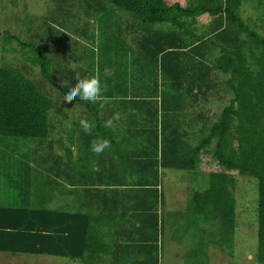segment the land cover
Masks as SVG:
<instances>
[{"label":"trees","instance_id":"obj_1","mask_svg":"<svg viewBox=\"0 0 264 264\" xmlns=\"http://www.w3.org/2000/svg\"><path fill=\"white\" fill-rule=\"evenodd\" d=\"M106 1L114 7L131 13L132 16L128 14L127 16H131L133 23L140 28V38L136 36V40L139 39L138 45L132 51L134 55L142 54L141 50L146 47L145 43L152 42L155 47L151 51L156 55H151V58L157 57L161 63L165 58V69L170 79L174 80V86L169 84L168 87L174 90L175 87L178 88L174 103L180 101L181 96L184 95L188 99V104H191L189 98L196 100L197 95L201 93V87L208 86L206 70H198L191 75L184 72V75L179 78L186 79L185 85L175 82V63L177 67L179 60L187 56L182 51L181 35L188 34L201 40L202 34L195 35L189 26L204 14L214 21H219L222 16H225L230 24L235 26V30L227 29L228 31L221 35L222 39L234 42L233 51L221 47L219 55L213 62V69L226 75L225 85L232 97L228 105L222 108L219 118L209 127H207V118L197 144L190 147L187 154L181 158L184 167L193 169L199 161V154L204 152L224 170L212 171L207 175L205 189L200 193H194L188 200L190 215H187V218L190 221L189 226L195 225L198 228L199 224L201 226L205 224L207 229L216 228L208 230V233L216 234L219 244L222 247H228L233 242L236 225L235 198L231 191L234 177L230 171H237L241 176L255 177L258 180L256 260L264 264V34L257 30L255 25L247 24L238 15L236 6H225L217 0H197L195 4L186 5L168 0ZM240 2L242 0H238L235 5ZM255 7L259 8L258 17L264 25V0H257ZM109 11L114 13L115 8ZM109 19V16L106 19L101 18L99 14L98 21L103 27ZM118 23H121L119 32L122 35L124 26L120 18ZM170 24L171 27H169ZM224 29L225 27L222 30ZM99 30L102 33L105 28H99ZM100 32L95 39H102L106 47L98 53L99 56L110 49L111 42L108 38L112 36L105 31L104 35L100 36ZM228 33H230L229 37ZM122 37V43L126 45V40L123 35ZM91 39H94V35H91ZM29 46L36 53L35 61L39 66L42 82L52 87L56 86L51 74L49 57L40 48L34 45ZM193 51L199 53L197 48ZM134 55L132 57L137 59L135 62L137 64L142 56ZM111 57L105 58L106 64L112 62ZM97 60L99 61L100 57ZM139 67L141 68V65ZM139 67L137 66L136 69L141 72ZM194 68L189 67L187 70L192 72ZM188 78H190L189 81H187ZM152 83L149 91L141 93L143 100L150 101L152 86L159 88L158 82L152 81ZM58 89L62 95L66 93L65 88ZM41 90L18 68L6 63L0 66V135L33 139L47 136V121L54 115L52 107L54 108L55 104L53 94L48 93L49 90L46 92L43 86ZM155 92L154 90L153 93ZM174 95L175 92L172 91V99ZM189 95L191 97H188ZM79 101L80 105H85L97 117L95 106L99 105L97 100L90 102L79 98ZM108 133L112 135L111 132ZM110 142L113 150H116L118 144L113 139ZM165 142L164 144L167 145ZM163 149L167 150L165 146ZM117 157L120 156L117 155ZM166 159L167 157H164V160ZM123 160L122 157L120 163ZM151 173L153 177H156V169L151 168ZM136 176L139 177L136 182L138 185L152 191L150 187L153 182L148 175L137 173ZM122 193H125L126 198L131 197L129 191ZM21 194L19 192L16 196L9 198L13 203L15 200L21 201L23 199ZM12 202L0 205V252L52 255L76 260L80 264H94L95 254L101 249L107 250L109 244L103 242V238L93 229L95 219L93 215L84 211H56L30 207L27 206L28 202L19 204H12ZM116 204L117 198L111 202V206L114 207ZM133 204L134 208L128 205L130 208L125 210V213L131 210L132 216L127 214L129 217L143 219L150 215L147 208L140 210L137 202ZM154 241L156 242L157 239ZM136 242H141L143 251L148 252L143 254L142 264H152L149 250L157 243L153 244L150 240L144 239L136 240Z\"/></svg>","mask_w":264,"mask_h":264},{"label":"crops","instance_id":"obj_2","mask_svg":"<svg viewBox=\"0 0 264 264\" xmlns=\"http://www.w3.org/2000/svg\"><path fill=\"white\" fill-rule=\"evenodd\" d=\"M123 28L122 35L129 49L124 70L117 72L102 66L100 60L95 64V58L88 70L59 67L56 88L67 91L79 79L98 76L102 92L97 99L99 105H95L97 117L85 105H80L79 97L67 101L71 105H54L55 117L47 121L46 136L51 133L54 137L53 150L47 155L53 157V160L47 159L54 167V196H44L47 204L42 208L84 211L95 217L93 229L109 245L107 250L101 249L95 254L94 264H142L143 254L148 252L143 251L141 242H136L139 239L157 243L149 250L152 264H216L217 254L223 253L222 246L208 247L207 226H189L187 215H190L188 200L205 189L207 175L221 171L220 167L215 161L217 170L202 171V156L207 155L204 152L199 154L193 169L184 167L181 160L203 132L207 105H184L183 108L135 105V100L142 101L141 93L149 91L153 83L143 80L142 72L136 69L137 59L132 57L140 28L133 21L124 23ZM170 85L174 86V80ZM175 117L183 121L179 131L175 129ZM82 120L93 125L91 132L83 130ZM50 126H54L53 131ZM111 139L118 144L116 150ZM97 140L109 141L110 147L101 153L92 151ZM39 144L38 153L43 152L44 146ZM122 157L124 160L120 163ZM151 168L156 169V177ZM137 173L148 175L153 182L152 191L136 183ZM123 191H129L132 198H126ZM116 198L117 204L112 207L111 202ZM134 202L140 210L147 208L150 215L143 219L129 217L131 210H128L129 216L125 210L134 208ZM189 237L194 239L191 245L187 242ZM208 254L213 256L208 258ZM71 262L80 264L76 260Z\"/></svg>","mask_w":264,"mask_h":264},{"label":"rangeland","instance_id":"obj_3","mask_svg":"<svg viewBox=\"0 0 264 264\" xmlns=\"http://www.w3.org/2000/svg\"><path fill=\"white\" fill-rule=\"evenodd\" d=\"M168 1H178L186 5L195 4L197 0ZM237 1L217 0L225 6H236L238 15L247 24L255 25L256 29L264 34V25L261 24L260 17H258L259 8L255 7L257 0H242L238 5H235ZM112 8H115L114 13L109 11ZM99 14L101 18L106 19L108 16L110 18L105 27L98 21ZM124 14L132 16L128 11L114 7L106 0H0V66L6 63L18 68L40 90L42 86L46 92L49 90L48 93L53 94L55 105H71V102L63 99V95L59 93L56 86L52 87L50 84L42 82L39 66L35 61L36 53L31 50L29 45L40 48L49 57L51 74L55 81L59 67L70 69L76 65L75 68L72 67L74 70L90 69L93 59L95 58L96 64L98 57H100L102 66L108 65L110 69L119 72L121 69L124 70L129 49L122 43L123 37L119 32L121 23H118V18H120L122 26L124 23L133 21L131 16L121 18V15ZM224 27L225 29L222 30ZM99 28H105L104 31L112 35L108 38L111 42L110 49L105 50L101 56L98 53L102 52L106 46L102 39H95L100 32ZM189 28L195 35L202 34V39L199 40L188 34L181 35L182 51L187 56L179 60L177 67L175 63V82L185 85L186 79L179 78L184 75V72L191 75L198 70H206L208 86L201 87V93L197 95L196 100L189 98L191 104H188V99L184 95L181 96L180 101L174 103L178 88L175 87L174 90V88L168 87L171 79L165 69V58L162 63L157 57L159 61L156 58H151V55H156L151 51L155 45L152 42H146V47L141 50L142 54L134 55L135 57L142 56L137 64L141 63L136 65L138 67L141 65L139 70L142 72L144 81L149 79L160 85L159 88L157 86L150 88L152 90L150 101L135 100V105H176L178 108H182L184 105H207V127H209L219 118L222 108L228 105L232 97L225 85L226 75L213 69V62L219 55L221 47L233 51L234 42L222 39L221 35H224V32L228 31L227 29L235 30V26H232L225 16H222L219 21H214L204 14L198 17ZM104 31L100 32V36L104 35ZM91 35H94V39H91ZM227 36L229 37L230 33ZM194 48H197L198 54L192 52ZM109 56H112V62L106 64L105 58ZM169 65L171 68L170 63ZM189 67L195 68L191 72L187 70ZM66 72L63 71L64 74ZM154 90L155 93H153ZM172 91L175 92L173 99ZM73 103L79 105L77 102ZM54 117L55 113L51 119ZM175 119L176 129L179 131L183 126V121L180 118L177 120V117ZM49 129L53 131L54 126H50ZM39 143L44 145L43 152L40 150V153L36 150ZM53 147L54 137L51 133L50 136L43 139L0 135V205L11 204L12 201L9 197H14L19 192L22 193L20 196L23 199L15 200V203L12 202V204L28 202L27 206L30 207H43L47 204L43 197L54 196V167L47 159L50 157V160H53L52 156H47L51 154ZM200 167L205 172L217 170L218 167L221 171L224 170L221 166L216 167L215 160L210 155L202 156ZM230 173L234 177L231 191L235 198L236 225L233 242L226 248L222 247L223 253L217 254L216 264H261L256 260L258 180L253 176H241L237 171ZM210 229L215 230L216 228L209 227L208 230ZM217 238L216 234L207 231V246H221ZM162 240L160 239V242L164 243ZM193 241V237H189L188 245H191ZM212 256L208 254V258ZM0 264L73 263L67 258L44 254L0 252Z\"/></svg>","mask_w":264,"mask_h":264},{"label":"clouds","instance_id":"obj_4","mask_svg":"<svg viewBox=\"0 0 264 264\" xmlns=\"http://www.w3.org/2000/svg\"><path fill=\"white\" fill-rule=\"evenodd\" d=\"M72 67L75 68L76 65H73ZM101 92L102 85L100 79L98 76H93L91 78L79 79L76 84L70 85L66 93L63 95V99L69 101L75 97H79L86 101L95 102L99 98ZM80 123L86 133L91 132L93 125L83 120ZM108 147H110L109 141L97 140L93 142L92 151L101 153Z\"/></svg>","mask_w":264,"mask_h":264}]
</instances>
